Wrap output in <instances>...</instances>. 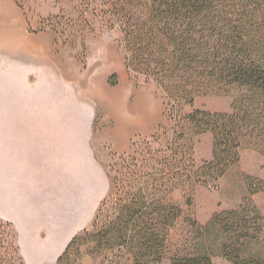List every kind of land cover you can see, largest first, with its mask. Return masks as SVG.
<instances>
[{"label": "rangeland", "instance_id": "374dc122", "mask_svg": "<svg viewBox=\"0 0 264 264\" xmlns=\"http://www.w3.org/2000/svg\"><path fill=\"white\" fill-rule=\"evenodd\" d=\"M5 6L0 5V118L10 113L15 102V118L29 117L34 122V162L36 169L41 168L36 180L49 185L50 196L41 206L33 202L36 217L26 234L0 220V264H57L72 239L90 228L107 196L112 166L123 163L118 158L126 153L144 155L151 165L150 156L168 153L174 122L165 112L171 107L155 82L128 72L122 33L99 0H6ZM66 64L74 67L67 71ZM72 74L73 81L67 78ZM112 92L122 95L115 100ZM140 96L154 109L145 126L138 122L141 111H135ZM232 101L229 96H200L194 107L184 108V114L193 108L229 112ZM154 117L152 126L144 130ZM128 127L136 130L122 140L117 130L124 135ZM76 128L79 140L72 136ZM65 132L74 139V146L81 140L77 152L81 163L75 153L65 154ZM67 147H72L68 139ZM212 152V136H199L197 167L211 160ZM76 168L81 174L73 173ZM244 174L264 179V145L246 142L241 162L217 187L194 186L191 207L186 200L193 185L176 186L172 198L182 206L183 214L170 232L165 258L159 264L192 254L210 255L213 264H230L222 256L219 227L203 226L215 212L240 205L247 194ZM78 177L80 186L75 188ZM255 201L264 214V193H258ZM262 238L252 245L257 254H264V234ZM97 261L84 249L82 264Z\"/></svg>", "mask_w": 264, "mask_h": 264}, {"label": "trees", "instance_id": "16d2710c", "mask_svg": "<svg viewBox=\"0 0 264 264\" xmlns=\"http://www.w3.org/2000/svg\"><path fill=\"white\" fill-rule=\"evenodd\" d=\"M122 33L125 66L165 93L174 122L160 158L126 153L108 174L109 191L90 228L75 236L57 264H159L183 214L172 194L180 183L217 187L242 159L248 141L264 145V0H99ZM229 96L231 111L193 108L200 96ZM161 129V126L159 127ZM212 134L213 158L196 165L199 136ZM159 135V131L157 133ZM150 154V153H148ZM151 155V154H150ZM247 194L236 208L215 212L221 252L230 264H264L252 245L263 241L264 214L255 201L264 179L244 174ZM198 224V223H197ZM171 264H213L212 256H173Z\"/></svg>", "mask_w": 264, "mask_h": 264}, {"label": "crops", "instance_id": "0c3cea01", "mask_svg": "<svg viewBox=\"0 0 264 264\" xmlns=\"http://www.w3.org/2000/svg\"><path fill=\"white\" fill-rule=\"evenodd\" d=\"M71 67L74 66H67V71ZM67 78L72 81L75 80V77L73 79V74L70 77L67 76ZM13 82L16 85L19 84L17 78H14ZM24 87L25 92L28 94V88L26 85H24ZM13 108H11L10 113L8 114L10 117L7 115L0 118V220L13 223L19 232L26 234L28 231L32 230V224L34 223L36 217L32 211L33 202H36L37 204L35 205L38 206L43 205L47 197L50 196V189L49 185H47V188L44 182L36 180L38 176L37 173L41 172V168L39 167L36 169L34 162V122L29 117L22 119L15 118L14 115H16V113L15 110L13 111ZM25 109L27 111L26 107ZM154 120L155 117L151 120L150 126L147 129L142 127L135 128L148 130L152 126ZM72 123L74 125L77 124L76 122ZM125 128L126 127L124 126L121 130L120 128L117 130V134L122 140H124V138L128 136L132 130H136L128 127L127 130L124 131V135H121L120 131L125 130ZM78 130L79 129L76 128L72 134L73 138H76L77 140H79L77 138ZM64 134L65 137L63 143L65 154L72 155L75 153L77 158H80L81 163L80 153H77L78 150L81 149V140L80 143L78 141L77 145L74 146V139L72 137H68L66 132ZM209 134L210 133L207 135ZM210 135L212 136V134ZM45 139H47V137H45ZM67 139L72 141V147L70 148L67 147ZM45 154H47L46 151ZM76 163L77 165L74 163V166L80 165V163ZM79 168L81 169V167ZM74 170V174L79 173L77 168ZM75 182V188L77 184L80 186L81 180L79 177L78 179H75ZM48 183L51 184L50 180ZM41 214H43V212ZM40 219L43 220V218Z\"/></svg>", "mask_w": 264, "mask_h": 264}, {"label": "bare ground", "instance_id": "6f19581e", "mask_svg": "<svg viewBox=\"0 0 264 264\" xmlns=\"http://www.w3.org/2000/svg\"><path fill=\"white\" fill-rule=\"evenodd\" d=\"M8 2V1H7ZM6 4V0H0V5H4L5 6ZM9 6V5H8ZM13 8V7H12ZM5 9H6V6H5ZM8 10V8H7ZM6 10V12H7ZM5 12V13H6ZM4 15V14H3ZM4 17V16H3ZM9 18V17H8ZM4 21V19H3ZM8 21V20H7ZM1 22V21H0ZM5 23V22H4ZM3 23V24H4ZM8 26V24H6ZM12 28V27H11ZM14 28V27H13ZM11 34V33H10ZM8 37V36H7ZM11 38V37H10ZM8 45V44H7ZM19 46V45H18ZM24 47V46H23ZM40 47V46H38ZM2 48V47H1ZM44 48V47H43ZM46 48V47H45ZM32 50V49H31ZM34 50V49H33ZM122 95V93H115V92H112V96L114 97L115 100H118V98ZM137 105H136V109L135 111H141L139 114H140V118L138 119V122L139 124H142L144 125L145 121L147 120V118L149 119V117L152 115V111L154 110L153 109V106H151L150 104H147L146 103V99L142 96H140L138 99H137ZM151 120V119H150ZM149 121V120H148ZM150 122V121H149ZM147 124V122H146ZM145 126V125H144Z\"/></svg>", "mask_w": 264, "mask_h": 264}]
</instances>
